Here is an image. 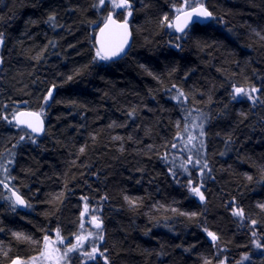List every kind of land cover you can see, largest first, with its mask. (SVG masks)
<instances>
[{
    "label": "trees",
    "instance_id": "obj_1",
    "mask_svg": "<svg viewBox=\"0 0 264 264\" xmlns=\"http://www.w3.org/2000/svg\"><path fill=\"white\" fill-rule=\"evenodd\" d=\"M181 2L129 0V15L106 0H0V181L27 204L0 184V264L26 263L57 232L85 238L67 264H264V0H205L211 20L178 34L162 21ZM109 11L132 31L116 61L95 58ZM234 87L259 89L255 102ZM18 108L41 113L40 136ZM186 127L197 150L179 153ZM93 247L103 255H83Z\"/></svg>",
    "mask_w": 264,
    "mask_h": 264
},
{
    "label": "snow or ice",
    "instance_id": "obj_2",
    "mask_svg": "<svg viewBox=\"0 0 264 264\" xmlns=\"http://www.w3.org/2000/svg\"><path fill=\"white\" fill-rule=\"evenodd\" d=\"M105 3V0H99V5H103ZM112 7L114 9H125L128 10V14L131 15V4L129 3V0H112ZM187 8V11H184L183 9ZM178 15L175 17V23L168 21V17L165 16L163 18L162 23L168 22L167 26L168 27H175L177 32L183 33L185 31V28L188 26V22L192 20L193 17H196L197 19L204 18H212L213 14L207 10V8L204 7L202 2L194 3L189 5L188 0H184V4L182 5L181 8L176 9ZM181 16L184 17L183 22L181 21ZM50 20L54 19V16L49 17ZM195 22V21H193ZM109 23L114 25L116 28V31L109 33L108 38L106 41H98L99 47L96 48V53H95V58L102 60V61H108L112 60L115 57L120 56L122 53H125V48L128 46V37L130 36V32L128 31V23L127 20L125 19L123 23L118 24L117 21L112 19V16L109 15L107 17V22L105 23V28L101 29V33L105 32V29L109 27ZM179 39V38H178ZM0 43H2V34H0ZM179 47V45H177ZM71 79V77H69ZM175 87V85L173 86ZM259 89L256 87H252L250 91L244 89V88H239V87H234V92H233V99H236L237 96H246L248 100H251L255 102L256 97L252 95L253 93L258 92ZM52 93L49 91L48 96L44 97L45 102L48 101V99L51 97ZM184 93L182 91L178 92V96L176 97L179 99L180 97H183ZM24 117H34L35 120H29V119H24ZM40 113H32V112H19L14 114L13 119L15 120L16 124L18 126H25L29 129H31L32 133H41L44 131L43 128V122L40 120ZM4 119H7V117H4ZM202 127V126H201ZM185 131H187V128H185ZM30 135V134H29ZM201 135H203V132L201 131ZM21 140L25 139L24 136L20 137ZM195 139V137H192L191 134H189V139L186 143L190 144L191 141ZM173 147H176L175 144H173ZM83 148H81V152H83ZM187 163H193L191 156L188 157ZM200 161L197 160L195 161V164H199ZM181 167H184L182 164ZM208 165L205 162L203 165V168H207ZM5 172H7V168L4 169ZM185 171L187 169L185 168ZM249 180H251V177H248ZM0 184H3L5 188H8V185L4 183V181H0ZM192 181L189 180V185H190V191L199 197L201 201L205 200V196L203 192H201L200 187H191ZM11 191V189H9ZM12 195L15 196V202L18 204H24V200L17 195L15 191L12 192ZM126 200L129 201L130 204H134L135 202L132 200H129L128 197H125ZM261 210H264V204L258 205ZM175 211V209H173ZM83 215V213L81 214ZM191 216H195V213H191ZM232 215L240 217L241 219L245 218L244 214V209L239 208V207H233L232 209ZM95 219V218H94ZM252 224L255 225L256 221L253 220ZM84 225L81 224V228L83 229ZM95 227L97 229H100L102 227L101 222H97L95 224ZM207 231V230H206ZM14 235L17 236L18 239H27L31 240V238L24 237L23 234L21 233H15ZM89 235H92V233H89ZM207 235L211 238V240L215 243L218 240V237L216 236L215 233L213 232H207ZM256 233L253 232V236H255ZM57 238L59 240V243L64 244V240L59 237V232H57ZM100 240H103V235H99L98 237ZM45 240V252L41 253V256H45L47 249H48V240L49 238L47 236L44 237ZM77 243L71 244V247H66L65 251L63 252L62 255H60L57 258V264H59L60 261L65 262L67 264V261L70 259L69 253L79 251L81 248H83V241L80 236H76ZM258 248L261 247L260 244L256 245ZM54 251L59 252V249H54ZM103 255V253H99L98 249L96 247L92 248L91 252L85 251L83 255L88 256L89 259H95L96 255ZM6 255V253H5ZM33 259V264H35V261L37 258H32ZM247 259V257H245ZM12 264H24V262H21L19 260H14ZM105 264H107V259L105 258ZM223 264V262H221Z\"/></svg>",
    "mask_w": 264,
    "mask_h": 264
},
{
    "label": "rangeland",
    "instance_id": "obj_3",
    "mask_svg": "<svg viewBox=\"0 0 264 264\" xmlns=\"http://www.w3.org/2000/svg\"><path fill=\"white\" fill-rule=\"evenodd\" d=\"M106 1H108L109 2V5L112 7V0H106ZM204 1L205 0H188V3L191 4V2H192V4H194V3L202 2L204 4ZM183 4H184V0H182L181 4L178 6V8H181ZM248 91H250V90H248ZM197 122L198 121L196 120L195 121L196 129L200 128V126L197 124ZM186 128H187V131L183 130V132L178 136V143H177V145L175 147V150H177L179 153L182 152V151H184L185 149L186 150H189V149L197 150L194 147L189 148V147L186 146V140H188V138L186 139L187 135L188 134H191V133H194V131H193L194 129H189L188 127H186ZM183 145L185 146V148L183 147ZM196 197H198V196H196ZM87 211L90 212L91 210H86L83 213L82 219L84 221H89L90 219H92V217H90L87 214L88 213ZM81 238H82V241L85 240L84 237H81ZM74 243H77L76 238L73 239V240H71L67 244H61V243H59V240H58L57 236L56 235H53L48 240V249H47L46 255L45 256H41V253L42 252H45V247H44V250L39 255L35 256V258H37L36 261H35V264H57V258L60 255L63 254V252L65 251V248L66 247H71V244H74ZM54 249H59V252L54 251ZM220 256L222 258L221 253H220ZM24 264H33V259L28 260ZM59 264H65V262L60 261Z\"/></svg>",
    "mask_w": 264,
    "mask_h": 264
},
{
    "label": "water",
    "instance_id": "obj_4",
    "mask_svg": "<svg viewBox=\"0 0 264 264\" xmlns=\"http://www.w3.org/2000/svg\"><path fill=\"white\" fill-rule=\"evenodd\" d=\"M203 5H204L205 8H207L205 4H203ZM187 10H188V9H185L184 11H187ZM207 10L209 11L208 8H207ZM209 12H210V11H209ZM109 15H111V16H112V19L115 20V21H117L118 24H121V23L124 22L123 19H119V18H117V17H116L111 11H109V12L106 14L104 20L101 22V24H100L99 27L97 28V31H96V33H95V36H94V45H95V48L99 47V43H98V41H106L107 38H108L109 33L116 31L115 26L109 23V27H108L107 29H105V32H104V33H101V29H104V28H105V23L107 22V17H108ZM177 15H178V13H177L176 15L173 16L171 22H173V23L176 22V21H175V17H176ZM183 20H184V17L181 16V21H180V22H183ZM210 20H211V18H208V19H204V18L197 19L196 17H193L192 20H190V21L188 22V26H187V28H185V31L189 28V26H191V25L194 24V23H206V22H208V21H210ZM193 21H195V22H193ZM127 23H128V31L130 32V36L128 37V42H129V43H128V46L125 48V53H122L120 56L115 57V58H113L112 60H108V61H116V60L122 58L123 56H125V54L128 52V50H129V48H130V46H131V43H132V31H131L130 23H129L128 21H127ZM172 28H173V30H174L176 33H181V32H177L176 29H175V27H172ZM185 31H184V32H185ZM184 32H183V33H184ZM19 112H32V113H39V112H37V111H35V110H30V109H25V108H22V109L19 110L17 113H19ZM39 118H40V120L43 122V119H42L41 115H40ZM24 119H29V120H33V121L35 120L34 117H24ZM24 127H25V126H24ZM25 128H26L27 130H30V131H31V129H29V128H27V127H25ZM43 128L45 129L44 122H43ZM42 133H43V132H41V133H39V134L36 133V134H37V135H41ZM13 191H15V190H12V192H13ZM15 192L17 193V195H19V196L22 198V196H21L17 191H15ZM22 199H23V198H22ZM13 200L15 201V196H13ZM23 200H24V199H23ZM24 202H25V201H24ZM15 203H16V202H15ZM16 204H17V206H18L20 209H25V207H26L25 203H24V204H18V203H16ZM93 221H94L95 223L99 222V221H96L95 219H93Z\"/></svg>",
    "mask_w": 264,
    "mask_h": 264
},
{
    "label": "bare ground",
    "instance_id": "obj_5",
    "mask_svg": "<svg viewBox=\"0 0 264 264\" xmlns=\"http://www.w3.org/2000/svg\"><path fill=\"white\" fill-rule=\"evenodd\" d=\"M191 4H192V2H191ZM191 4H189V5H191ZM185 9H187V8H185ZM185 9H183V10H185ZM112 13H113V12H112ZM113 14H114V13H113ZM176 14H177V12H176L174 15H176ZM174 15H173V16H174ZM206 23H207V22H206ZM100 24H101V23H100ZM100 24H99V25H100ZM99 25L97 26V28L99 27ZM97 28H96V31H97ZM96 31H95V33H96ZM178 34H179V33H178ZM11 101H12V100H11ZM8 103H9V102H8ZM11 103H12V102H11ZM11 103H10V104H11ZM13 103H14V100H13ZM13 103H12V104H13ZM6 104H7V102H6ZM4 105H5V104H4ZM6 106H7V105H6ZM10 106H11V105H10ZM12 108H13V107H12ZM12 108H11V109H12ZM17 110L19 111V110H21V109L18 108ZM17 110H16V113L18 112ZM9 111H11V110H9ZM16 113H14V114H16ZM5 114H6V113H5ZM10 114H11V112L9 113V115H10ZM40 115H41V113H40ZM6 116H8V114H7ZM8 117H9V116H8ZM41 117H42V119H43V116H42V115H41ZM14 122H15V120H14ZM43 122H44V119H43ZM15 123H16V122H15ZM44 125H45V122H44ZM21 127H23L25 130H27L24 126H21ZM6 128H7V127H6ZM27 132H31V131H30V130H27ZM200 132H201V131H200ZM31 133H32V132H31ZM199 134H200V133H199ZM33 135H35V136H37V137L40 136V135H37L36 133H33ZM173 168H175V167H173ZM177 168H178V167H177ZM184 168H185V167H184ZM194 168H196V167H194ZM179 169H181V168L179 167ZM194 170H195V169H194ZM180 171L182 172V170H180ZM188 171H189V170H188V168H187V173H188ZM183 172L185 173L186 171L184 170ZM187 173H186V174H187ZM1 177L3 178V176H1ZM0 180H1V179H0ZM2 180H3V179H2ZM5 180H6V179H5ZM187 180H188V179H187ZM5 184H6V183H5ZM4 188H5V187H4ZM0 189H1V188H0ZM9 189H11V191H10ZM12 190L17 191L16 189H14V188H12V187H9V186H8V188H5V191H7V193L9 194V195H8V196H9V199L12 201V203H13V205H15V207H17L19 210H23V211H25L26 208H27V204H26L25 199H24L23 196L17 191V192L22 196V198L24 199V201H25V205H26L25 209H20V208L17 206V204L15 203V201L13 200ZM0 191H1V190H0ZM1 192H3V191H1ZM0 195H1V194H0ZM2 195L4 196V193H3ZM2 195H1V196H2ZM1 199H2V201H3V197H2ZM4 199H5V197H4ZM10 200H8V201H10ZM0 201H1V200H0ZM5 201H7V199H6ZM8 201H7V202H8ZM11 201H10V202H11ZM2 203H3V205H5V202H2ZM8 203H9V202H8ZM10 204H11V203H10ZM6 206H7V205H6ZM10 206H12V205H10ZM94 218H95V217L92 218V221H93ZM95 220L98 221L96 218H95ZM93 222H94V221H93ZM99 222H100V221H99ZM94 223H95V222H94ZM67 243H68L67 240H64V244H67ZM18 260H19V259H18ZM13 261H14V260H13ZM19 261H21V260H19Z\"/></svg>",
    "mask_w": 264,
    "mask_h": 264
}]
</instances>
